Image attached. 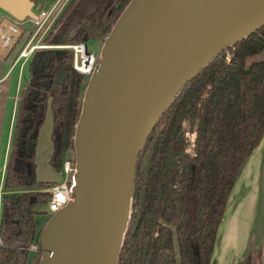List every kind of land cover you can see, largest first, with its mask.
<instances>
[{
	"label": "trees",
	"instance_id": "trees-1",
	"mask_svg": "<svg viewBox=\"0 0 264 264\" xmlns=\"http://www.w3.org/2000/svg\"><path fill=\"white\" fill-rule=\"evenodd\" d=\"M128 1L67 0L41 40L103 42ZM262 49L264 21L212 54L165 103L134 157L115 264H209L236 171L264 128V57L245 61ZM71 56L64 46L36 47L25 62L0 179V264H40L34 215L45 213L44 187L54 181L36 179L34 145L48 109L46 162L61 171L73 150L87 83ZM261 256L231 264H264Z\"/></svg>",
	"mask_w": 264,
	"mask_h": 264
},
{
	"label": "water",
	"instance_id": "water-1",
	"mask_svg": "<svg viewBox=\"0 0 264 264\" xmlns=\"http://www.w3.org/2000/svg\"><path fill=\"white\" fill-rule=\"evenodd\" d=\"M196 1L129 0L103 40L75 126L70 199L41 227L40 264H115L134 157L163 110L138 145L136 125L148 83Z\"/></svg>",
	"mask_w": 264,
	"mask_h": 264
},
{
	"label": "bare ground",
	"instance_id": "bare-ground-1",
	"mask_svg": "<svg viewBox=\"0 0 264 264\" xmlns=\"http://www.w3.org/2000/svg\"><path fill=\"white\" fill-rule=\"evenodd\" d=\"M263 20L264 0H197L168 40L151 75L136 125L138 145L148 124L156 118L182 80L217 49ZM9 28L13 30L12 25ZM10 39L8 37L3 44L7 45Z\"/></svg>",
	"mask_w": 264,
	"mask_h": 264
},
{
	"label": "crops",
	"instance_id": "crops-1",
	"mask_svg": "<svg viewBox=\"0 0 264 264\" xmlns=\"http://www.w3.org/2000/svg\"><path fill=\"white\" fill-rule=\"evenodd\" d=\"M54 0H52L47 7H49ZM3 4L4 7H1ZM46 7V8H47ZM42 9V8H41ZM39 7V0H7L1 1L0 11L4 14L0 15V104L3 101V93L5 90L4 83L5 79L9 77V74L16 66L15 60L17 59V51L22 47V45L28 40L31 31L29 29V23H31V18L37 14ZM29 22V23H28ZM13 26V30H9L10 26ZM17 29V30H16ZM15 35V36H14ZM13 36V37H12ZM10 37V44H3V41ZM10 70V71H9ZM9 71V72H8ZM8 72V73H7ZM7 74V75H6ZM6 75V76H5ZM5 77V78H4ZM14 84L18 83L16 76L14 77ZM5 90V91H4ZM5 100V99H4ZM1 108V107H0ZM10 121L8 123V128L5 134L4 149L2 153V158L0 162V179L3 172L4 160L8 150V141L10 136V127L13 119L14 113L10 109ZM12 116V117H11ZM1 123V115H0ZM1 126V124H0ZM1 132V127H0ZM1 139V137H0ZM255 147V148H254ZM253 154L247 155V158L240 164L239 171L242 169L249 160L251 162H257L260 164L259 167L264 164V128L260 136L259 142L254 146ZM48 157V156H47ZM58 178V177H56ZM53 175H49L43 181L58 180ZM42 180V179H39ZM1 185V180H0ZM250 189V185L243 187L240 191L239 198L232 197L227 200L229 206V217L225 221V226L223 230L218 232L216 229V234L214 237V244L211 251V259L209 264H231L233 261H242L246 257L251 260L256 261L261 259V254L264 251V231L262 228L264 225V218L261 219L260 224L256 223L259 216L260 208L250 206L245 209L237 208L241 197ZM1 191V189H0ZM226 204V205H227ZM42 205L41 208H43ZM38 220L35 219L34 215V225L39 228L46 220L47 212L37 213ZM240 215L241 217H238ZM224 220V213L221 215L220 221ZM219 221V222H220ZM221 224V223H220ZM226 247V250L224 249ZM234 248V253L231 251ZM231 251V252H230ZM233 253V255H232Z\"/></svg>",
	"mask_w": 264,
	"mask_h": 264
},
{
	"label": "rangeland",
	"instance_id": "rangeland-1",
	"mask_svg": "<svg viewBox=\"0 0 264 264\" xmlns=\"http://www.w3.org/2000/svg\"><path fill=\"white\" fill-rule=\"evenodd\" d=\"M1 1L4 2L7 0H0V4H1ZM51 1L52 0H39L40 9L46 8ZM66 1H64V3ZM63 4L61 3L57 7L55 6V8L57 10L55 9L53 16L50 18L51 21L49 20L50 23L45 28V31H43L42 29L39 30V32L37 34H35V36L31 40V42H39V44H41L44 47L45 46H50V47L56 46V45L48 44V43L42 41L41 39L45 36V33L48 30V27L50 26L52 20L59 13L58 11L61 9V6ZM1 7H4L3 4L1 5ZM2 14H4V13L2 11H0V15H2ZM4 15H6V14H4ZM29 28H31L29 30L32 31V28H33L32 23H29ZM82 42L86 46L87 51L93 53L94 55L99 54L101 47L103 45L100 40H98L96 38L94 39L91 36H87ZM30 53H31V51L29 53H23V56H18V57L16 56L17 57V59L15 60L16 66L13 67V70L9 74V77L5 79L6 81L4 83V87H5V90H7V91L5 93H3V95H2V97H3L2 104L3 105L0 104V107H1L0 108V115H1L0 162H1L2 153H3V149H4L3 146H4V141H5V134H6V131L8 128V123L10 121V119H9L10 114H11L10 109L12 110V112L14 111V107H15V104H16V101L18 98L19 88L21 87V85L24 82V80H23L24 77H26V63L25 62H26L27 58L29 57ZM17 54H18V51H17L16 55ZM261 57H264V49H262L261 52H259L258 54L247 55L245 61L248 62L254 58L255 59L256 58L261 59ZM15 76L19 80L17 84H14L15 80H13V79ZM84 78H85V82L87 83L89 80L88 76L85 75ZM48 111L49 110L47 109L44 120H43L41 126L39 127V132H38L36 142L34 145L35 149H34L33 160L36 163L35 177H36V179L44 180V179H46V177H49V175H53V177H55V178L58 177V178H56L58 180H53V181L58 182V181L64 179L63 173L61 171L54 170L49 165V163L46 162L48 153H49L50 148H51V145L49 144L50 112H48ZM254 148H252V152L250 153V155L253 154ZM72 156H73V150H67L66 152H64L63 160L64 159L70 160V158ZM259 165L260 164H257V162L255 163V162H251V160H249L245 165H243V167L240 171L238 170L240 166L238 167V169L236 171L237 174L233 180V183H232L231 188H230V192H229V194L226 198L225 204H224V209H223L224 220H222V221L219 220L220 222H218V226H217L218 232H220V230H223V228L225 226V221L228 219V217L230 215L229 210H227V209H229V206L227 204V200L228 199L230 200L232 197L233 198L234 197L239 198V195L241 194L240 193L241 189L243 187L248 186V184L250 185V189H248V191L241 197V201L239 202V206H237V208L242 207V209H245L246 207H249V204L251 203L252 205H250V206L260 208V210H261L259 212V216L257 218L256 223L260 224L261 219L264 218V164L261 165L259 167L260 169L258 170ZM43 209L46 212V205H44ZM38 215H40V214H36V216H35V219H37V220L39 218ZM238 217H241V216L238 215ZM45 221L46 220H44V223H45ZM43 224H42V226H43ZM262 228H264V225ZM263 231H264V229H263ZM224 249L226 250V247ZM32 251H34V250L29 249V255H31ZM231 251L233 252L234 248ZM233 253H232V255H233Z\"/></svg>",
	"mask_w": 264,
	"mask_h": 264
},
{
	"label": "built area",
	"instance_id": "built-area-1",
	"mask_svg": "<svg viewBox=\"0 0 264 264\" xmlns=\"http://www.w3.org/2000/svg\"><path fill=\"white\" fill-rule=\"evenodd\" d=\"M66 0H54L53 3L44 9L38 10L35 16H32L31 23L33 25L32 31L28 40L22 45L19 49L17 57L23 56V53H29L32 49L36 47H44L39 42H31L35 34L39 32V30L45 31V28L49 25V20L53 16L55 11V6L57 7L59 4H63ZM57 10V9H56ZM51 21V20H50ZM58 47H67L71 49V62L72 68L76 70L78 73L80 72L84 76H89L94 70L96 60L98 55H94L91 52H88L86 46L82 41L64 43L62 45H56ZM27 51V52H26ZM61 172L64 175V179L49 184L48 187L44 189L49 192V200L46 203V212L48 213V217L54 213L55 211L62 208L66 202L70 199V192L73 185L72 172L74 169V164L68 161L67 159L62 161ZM35 245L29 247V249L34 250Z\"/></svg>",
	"mask_w": 264,
	"mask_h": 264
}]
</instances>
